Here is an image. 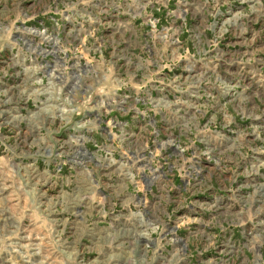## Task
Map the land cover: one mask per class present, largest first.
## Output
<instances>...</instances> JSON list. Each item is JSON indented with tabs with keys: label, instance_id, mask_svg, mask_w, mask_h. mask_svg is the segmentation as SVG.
<instances>
[{
	"label": "rangeland",
	"instance_id": "374dc122",
	"mask_svg": "<svg viewBox=\"0 0 264 264\" xmlns=\"http://www.w3.org/2000/svg\"><path fill=\"white\" fill-rule=\"evenodd\" d=\"M0 264H264V0H0Z\"/></svg>",
	"mask_w": 264,
	"mask_h": 264
},
{
	"label": "built area",
	"instance_id": "2783aa9c",
	"mask_svg": "<svg viewBox=\"0 0 264 264\" xmlns=\"http://www.w3.org/2000/svg\"><path fill=\"white\" fill-rule=\"evenodd\" d=\"M228 239L230 240V241H229V243H231V241H232V240H231V239H232V236H231V237H229Z\"/></svg>",
	"mask_w": 264,
	"mask_h": 264
}]
</instances>
